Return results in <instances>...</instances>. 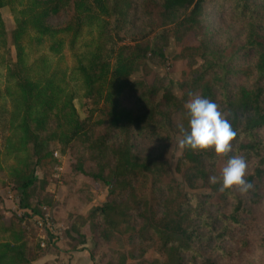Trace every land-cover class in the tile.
I'll use <instances>...</instances> for the list:
<instances>
[{
	"label": "trees",
	"instance_id": "trees-1",
	"mask_svg": "<svg viewBox=\"0 0 264 264\" xmlns=\"http://www.w3.org/2000/svg\"><path fill=\"white\" fill-rule=\"evenodd\" d=\"M4 7L14 28L7 32L0 14L1 97L12 110L0 177L19 207L40 214L29 201L38 184L50 183L56 147L73 160L74 177L109 188V200L88 215L91 240L97 248L121 237L127 250L100 264H220L246 251L239 236L255 223L264 196V0H0ZM136 18L157 27L125 42L120 35L134 37ZM215 18L239 22L240 38L219 42L208 28ZM191 36L196 44L188 46ZM169 40L182 44L177 59L189 70L180 83L157 73L148 82V65L163 60ZM193 95L214 101L236 132L229 153L181 151L183 184L203 194L183 192L163 157L169 130L182 138ZM139 142L153 150L139 155ZM232 155L251 165L243 194L208 180ZM145 181L148 199L139 189ZM32 232L0 213V264H33L40 248ZM149 252L155 256L147 259Z\"/></svg>",
	"mask_w": 264,
	"mask_h": 264
},
{
	"label": "rangeland",
	"instance_id": "rangeland-1",
	"mask_svg": "<svg viewBox=\"0 0 264 264\" xmlns=\"http://www.w3.org/2000/svg\"><path fill=\"white\" fill-rule=\"evenodd\" d=\"M157 4L159 0H152ZM0 14L7 32L14 28V22L10 10L7 7L0 9ZM65 21L62 16L54 21L53 25H61ZM157 27V21H149L142 18H136L132 28V36L120 35L125 42L138 39L142 36H147ZM209 30L216 29L219 33L217 39L219 42L229 40V38H240L241 24L231 19H217L209 21ZM133 38V39H132ZM186 45L196 44L193 36L185 40ZM182 44L174 40H169L163 48V60L149 63L151 75L148 77V82L151 80L154 73L159 76L172 79L176 83H180L184 72L189 70L186 61L177 59V55L181 51ZM3 73H0V147L3 140L8 136L9 122L11 117V108L8 102H3L1 92L3 90ZM137 80L143 78V73H137L133 76ZM177 92V88L175 89ZM75 107L80 116L84 115V108L80 102H75ZM225 115V113H222ZM178 129L169 130V140L167 148L163 151V157L170 168V176L182 184V191L189 194H203V189H190L183 184V166L177 167V160L181 156L178 141L181 135ZM153 150V146L146 143H136V151L139 155L144 156L147 152ZM55 164L52 169L51 181L48 186L42 190L39 184L36 186V191L30 199L31 208H35L39 215L30 211V209H21L19 207V198L17 192L12 189V185L5 177H0V213L5 218V222L9 223L16 217L20 220V226L32 232L40 248V257L33 264H100L106 255H110L113 250H127L125 242L119 237L112 245H101L95 248L94 242L91 240L92 226L88 221V215L95 209L104 205L110 198L109 188L103 183L92 182L91 179L77 176L74 177L71 172L70 165L73 160L68 154H62L56 147L53 151ZM177 168V169H176ZM251 165L247 166V169ZM246 169V170H247ZM35 175L38 178L42 177L41 172L36 169ZM72 180L78 181L79 184H73ZM143 197L146 199L151 196V188L149 181L139 185ZM257 216L255 223L241 232L239 239L245 240L248 248L244 252L232 256L229 259L223 260L220 264H264V196L261 204L257 207ZM32 216H47L51 221L53 234L48 231L43 225L35 223ZM33 229V230H32ZM30 230V231H29ZM82 237H85V243H82ZM118 237V236H117ZM239 248L231 246V251L236 252ZM155 255L152 252L147 253V259L153 258Z\"/></svg>",
	"mask_w": 264,
	"mask_h": 264
},
{
	"label": "clouds",
	"instance_id": "clouds-1",
	"mask_svg": "<svg viewBox=\"0 0 264 264\" xmlns=\"http://www.w3.org/2000/svg\"><path fill=\"white\" fill-rule=\"evenodd\" d=\"M187 127L179 126L182 138L178 141L180 149L203 151L209 148L216 154L232 151L231 141L236 136L228 119L219 111L218 105L203 96L193 95L185 104ZM247 161L243 156L232 155L218 175H210L209 183L219 184L220 190L235 187L241 194L250 184L245 179Z\"/></svg>",
	"mask_w": 264,
	"mask_h": 264
},
{
	"label": "built area",
	"instance_id": "built-area-1",
	"mask_svg": "<svg viewBox=\"0 0 264 264\" xmlns=\"http://www.w3.org/2000/svg\"><path fill=\"white\" fill-rule=\"evenodd\" d=\"M42 216H32L31 214V219L37 223V225L39 224L40 226H44L48 231H51V234H53V228L54 226L52 225L51 221L48 219L47 216H44L43 218H39Z\"/></svg>",
	"mask_w": 264,
	"mask_h": 264
}]
</instances>
